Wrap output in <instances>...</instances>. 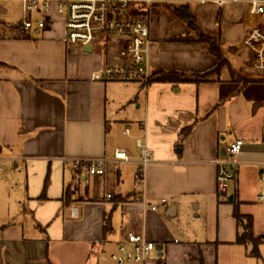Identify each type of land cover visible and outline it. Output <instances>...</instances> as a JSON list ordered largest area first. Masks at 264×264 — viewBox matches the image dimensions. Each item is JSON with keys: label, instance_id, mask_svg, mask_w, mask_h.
<instances>
[{"label": "crops", "instance_id": "0c3cea01", "mask_svg": "<svg viewBox=\"0 0 264 264\" xmlns=\"http://www.w3.org/2000/svg\"><path fill=\"white\" fill-rule=\"evenodd\" d=\"M187 5H194L201 25L217 37L216 48L209 51L187 34L181 12L152 20L150 34L159 48L150 51L151 74L209 69V81L102 80L105 67L121 60L110 42L118 44L117 37L90 49L70 44L55 1L44 28L24 31L23 0H0L2 15L18 8L16 18L0 17V264H99L96 254L114 251L132 231L162 245L161 255L157 250L145 264H231L228 248L237 244L238 227L229 196L236 193L241 212L257 221L244 209L251 200L242 185L255 178L258 193L264 92L257 91L264 83L243 87L227 67L218 69L217 55L222 52L242 73L258 74L245 38L252 25L264 28V15H251L245 3L226 10ZM137 137L152 150L146 205L134 189ZM236 138L245 140L241 164L236 180L220 194L218 162L227 159ZM117 148L126 149L130 161L111 163L88 186L64 164L66 157H112ZM68 189L74 191L70 204L64 198ZM212 207L217 240L181 238L173 220L190 209L208 215Z\"/></svg>", "mask_w": 264, "mask_h": 264}, {"label": "built area", "instance_id": "2783aa9c", "mask_svg": "<svg viewBox=\"0 0 264 264\" xmlns=\"http://www.w3.org/2000/svg\"><path fill=\"white\" fill-rule=\"evenodd\" d=\"M56 11L64 18L68 42L74 45H92L99 41L117 37L121 60L108 64L101 79L105 81H148L151 75L150 51L159 48V43L150 34L152 6L167 0H23L22 29L33 31L46 26L52 2ZM183 4L214 5L223 7L228 3H245L253 16L264 15V0H179ZM245 44L254 53L252 66L258 73H264V28L261 24L252 25L245 38ZM126 134L130 133L128 127ZM245 140L236 138L226 149L227 159L218 162V192L226 193L228 183L237 178L241 164L238 157ZM135 145L139 150L138 168L134 189L141 190L142 203L146 205L144 190L146 171L151 162L152 150L142 137H137ZM130 161L124 148H117L112 157H66L64 164L81 177L84 185L91 183L92 177L103 176L111 163ZM0 166V173H1ZM264 183V165L260 173ZM112 194L108 193L107 198ZM162 202H167L166 198ZM256 202L264 208V188L256 194ZM157 209L158 204H150ZM72 215L77 214V207H71ZM157 245L144 234L129 232L117 248L109 253L96 254L99 264H145L157 251Z\"/></svg>", "mask_w": 264, "mask_h": 264}, {"label": "trees", "instance_id": "16d2710c", "mask_svg": "<svg viewBox=\"0 0 264 264\" xmlns=\"http://www.w3.org/2000/svg\"><path fill=\"white\" fill-rule=\"evenodd\" d=\"M165 3V2H162ZM159 4V3H158ZM181 7L178 4H171V10L174 13L181 12ZM191 12V17L186 21L187 23V34H195V40L197 42H202L207 45L209 51H212L217 46V37L206 30L200 23L198 16L193 12ZM217 67L222 70L227 67L230 73L233 75V79L240 81L242 86L245 87L250 83H264V74H254V75H244L241 69H234L230 61L226 58V56L220 52L217 55ZM213 73L211 70L207 69L205 71H177V70H158L152 73L149 77L148 81H173V82H204L209 81L212 77ZM37 83H42L41 80H35ZM217 107V106H216ZM215 108V107H214ZM195 123L190 124L183 128L181 132V138L188 135ZM73 190H66L64 198L66 199V203L70 204L72 201ZM222 194V193H220ZM242 201L238 200L236 197V193L234 194V199L231 204L233 207V216L237 222V237L236 243L242 245H251L252 249L250 254L256 257L260 256L259 246L264 240L263 235H255L254 233V217L251 214H244L240 210V205ZM110 218L109 216L106 218L105 230L108 231ZM203 264V261H201Z\"/></svg>", "mask_w": 264, "mask_h": 264}, {"label": "rangeland", "instance_id": "374dc122", "mask_svg": "<svg viewBox=\"0 0 264 264\" xmlns=\"http://www.w3.org/2000/svg\"><path fill=\"white\" fill-rule=\"evenodd\" d=\"M171 4H178L179 6L183 5L182 2L179 0H167L165 3H159L152 6L151 10V17L152 20L158 21V18L166 17L167 15H173L174 12L171 10ZM186 6V5H185ZM236 6L238 7L237 3H228L223 6V9L226 10L228 7ZM188 7L189 12L193 10L194 5L190 6L187 5L184 9ZM23 11V9H22ZM18 12V8L16 10L13 8V15H2L0 17L8 18L14 17L16 18ZM191 13V12H190ZM155 14V15H154ZM187 18V17H186ZM15 22V21H14ZM166 22V21H164ZM160 23V22H159ZM195 37L196 35L193 34ZM263 74V73H258ZM244 75H248L245 74ZM258 93L264 92V87H261V90L257 91ZM263 114H264V107H263ZM245 184V185H244ZM242 187L245 189V196L248 200L246 207L244 209L250 210L254 212V216L256 214L257 221L255 217V231L261 230L264 232V208L261 204L252 202V199L256 195V180L255 178L249 177L244 183ZM229 185V183H228ZM260 185V186H259ZM230 187L233 189L234 183L230 184ZM264 188V183L260 181V175L258 176V191ZM198 211H189L182 212L178 217H176L173 223L179 229L181 233V238L186 240H195L200 241L203 238H207L209 240H217V229H218V218L217 212L215 207H212L208 213V215H204L201 213L200 216L196 214ZM221 249V248H220ZM252 247L251 245H242V244H235L233 246H229L228 254H230L231 264H264V241L260 244V256L256 257L250 254ZM163 257V256H162Z\"/></svg>", "mask_w": 264, "mask_h": 264}, {"label": "water", "instance_id": "95a60500", "mask_svg": "<svg viewBox=\"0 0 264 264\" xmlns=\"http://www.w3.org/2000/svg\"><path fill=\"white\" fill-rule=\"evenodd\" d=\"M185 5L187 6V4H183V5H181L180 7H181L182 9H184V8L186 7ZM188 19H189V17H187V18L185 19V21H188ZM87 48L90 49V48H91V45H89ZM233 198H234V196H233V195H230L229 198H228V200H229V201H232ZM156 248H157V250H159V255H161V252H160V251L162 250V245H157Z\"/></svg>", "mask_w": 264, "mask_h": 264}, {"label": "flooded vegetation", "instance_id": "af4514ba", "mask_svg": "<svg viewBox=\"0 0 264 264\" xmlns=\"http://www.w3.org/2000/svg\"><path fill=\"white\" fill-rule=\"evenodd\" d=\"M181 13L183 14V16L186 17H191V13L189 12L188 7L186 9H181Z\"/></svg>", "mask_w": 264, "mask_h": 264}]
</instances>
